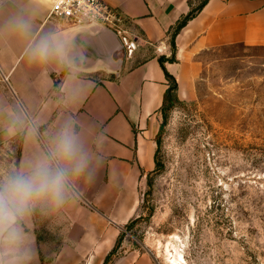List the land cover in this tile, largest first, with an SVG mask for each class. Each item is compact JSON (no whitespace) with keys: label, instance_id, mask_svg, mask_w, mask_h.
<instances>
[{"label":"crops","instance_id":"0c3cea01","mask_svg":"<svg viewBox=\"0 0 264 264\" xmlns=\"http://www.w3.org/2000/svg\"><path fill=\"white\" fill-rule=\"evenodd\" d=\"M101 1L116 21L100 35L89 34V26L49 18L50 0H5L0 6V23L15 8L32 23L28 39L0 33V166H19L68 116L92 151L104 156L94 181L80 184L76 202L48 214L37 210L23 221L30 264H41L42 256L48 264H105L111 253L109 264H157L147 250L123 252L118 241L138 218L142 181L156 166L166 72L177 80L178 99L190 101L201 55L234 45L264 47V0H209L177 34L176 61L162 67L160 59L173 56L172 34L192 11V0ZM48 32L69 39L86 62L75 69L28 63L27 47ZM82 82L89 85L84 91ZM18 107L29 123L12 133L10 118ZM31 122L38 124L37 137L29 133ZM103 129L108 140L101 149L97 138Z\"/></svg>","mask_w":264,"mask_h":264},{"label":"rangeland","instance_id":"374dc122","mask_svg":"<svg viewBox=\"0 0 264 264\" xmlns=\"http://www.w3.org/2000/svg\"><path fill=\"white\" fill-rule=\"evenodd\" d=\"M199 61L192 100L161 113L158 165L118 246L157 264H172L170 242L178 264H264V47L227 46Z\"/></svg>","mask_w":264,"mask_h":264},{"label":"clouds","instance_id":"9594fccd","mask_svg":"<svg viewBox=\"0 0 264 264\" xmlns=\"http://www.w3.org/2000/svg\"><path fill=\"white\" fill-rule=\"evenodd\" d=\"M4 3L5 0H0V6ZM5 31L20 38L31 37L32 23L23 9L7 11L0 23V33ZM25 56L32 65L56 62L69 69H75L87 59L57 32L42 34L27 47ZM88 87L82 82L79 89L84 91ZM28 123L27 116L18 107L10 118L8 131L15 133ZM29 133L32 137L38 136L37 123H30ZM106 140L103 129L98 134L97 146L102 149ZM103 165V152L92 151L77 131V121L68 116L47 134L44 146L22 159L19 166H0V264H30L32 250L23 221L37 210L48 214L76 202L80 184L93 182Z\"/></svg>","mask_w":264,"mask_h":264},{"label":"built area","instance_id":"2783aa9c","mask_svg":"<svg viewBox=\"0 0 264 264\" xmlns=\"http://www.w3.org/2000/svg\"><path fill=\"white\" fill-rule=\"evenodd\" d=\"M49 18L75 26H115L116 18L101 0H50Z\"/></svg>","mask_w":264,"mask_h":264},{"label":"trees","instance_id":"16d2710c","mask_svg":"<svg viewBox=\"0 0 264 264\" xmlns=\"http://www.w3.org/2000/svg\"><path fill=\"white\" fill-rule=\"evenodd\" d=\"M209 0H202V2L200 3V5L197 7V8H193L192 11L190 12V14L178 25V27L176 28V30L173 32L172 34V46H173V49H174V53H173V56L171 59H165V58H161L160 59V64L162 65V67H164V64L166 62H175V50H176V47H175V39H176V36L177 34L181 31V29L183 27H185L187 25V23L195 18L203 9L204 7L207 5ZM166 79H167V82H168V89L166 90V93H165V96H164V104H163V107H162V114L164 115L165 112L172 108L176 103H179V99H178V83H177V80L171 76L170 74H168L166 72ZM157 145L159 146V143L157 142ZM157 164V162H156ZM158 165V164H157ZM113 253H111L112 255ZM108 256L106 261H105V264H107L109 258L111 257Z\"/></svg>","mask_w":264,"mask_h":264},{"label":"bare ground","instance_id":"6f19581e","mask_svg":"<svg viewBox=\"0 0 264 264\" xmlns=\"http://www.w3.org/2000/svg\"><path fill=\"white\" fill-rule=\"evenodd\" d=\"M172 239H176V238L173 237ZM171 248L174 250L175 254L171 251ZM166 250L168 252V256H170L169 261L172 264H178L179 261L180 262H185L184 257L182 256V254L177 251V245L176 244L170 242V244L167 246V249ZM166 250H165V252H166Z\"/></svg>","mask_w":264,"mask_h":264},{"label":"water","instance_id":"95a60500","mask_svg":"<svg viewBox=\"0 0 264 264\" xmlns=\"http://www.w3.org/2000/svg\"><path fill=\"white\" fill-rule=\"evenodd\" d=\"M86 30L91 35H100V34H102L104 32H109V30L107 28L99 26V25L89 26ZM121 50H122V47L120 46L118 52H120ZM116 65L119 68L121 66V63L118 61L116 63Z\"/></svg>","mask_w":264,"mask_h":264}]
</instances>
